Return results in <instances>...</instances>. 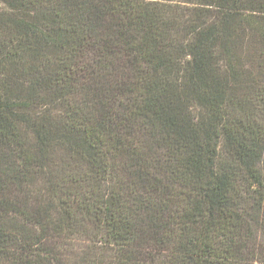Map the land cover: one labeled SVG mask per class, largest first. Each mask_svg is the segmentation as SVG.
Segmentation results:
<instances>
[{
    "label": "trees",
    "instance_id": "1",
    "mask_svg": "<svg viewBox=\"0 0 264 264\" xmlns=\"http://www.w3.org/2000/svg\"><path fill=\"white\" fill-rule=\"evenodd\" d=\"M0 264H264V0H0Z\"/></svg>",
    "mask_w": 264,
    "mask_h": 264
}]
</instances>
